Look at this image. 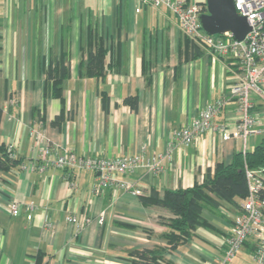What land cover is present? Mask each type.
Here are the masks:
<instances>
[{
	"label": "crops",
	"instance_id": "obj_1",
	"mask_svg": "<svg viewBox=\"0 0 264 264\" xmlns=\"http://www.w3.org/2000/svg\"><path fill=\"white\" fill-rule=\"evenodd\" d=\"M100 44L107 72L89 77L88 53ZM60 56L69 69L63 101L52 95L46 78L49 64ZM228 64L193 44L172 13L140 0H0V143L13 145L21 159L20 169L0 172V264H132L131 251L165 246L160 236L166 227L158 220L171 214L142 204L139 196L153 189L162 194L191 188L203 181L207 169L212 174L216 163H228L234 153L258 145L264 104L254 94L261 134L245 142L222 141L208 131L190 146H175L170 159L161 162V173L141 167L113 175L133 183L137 195L113 187L93 193L97 174L90 170H29L37 157L29 129L42 121L59 153L149 159L165 153L172 131L228 95ZM101 93L108 99L106 111ZM131 96H137L136 110L124 103ZM60 114L62 120L55 123ZM236 120L231 99L214 122ZM10 197L32 204L30 220L24 208L17 217L7 214ZM66 214L87 222L75 228ZM236 214L237 208L225 203L205 206L202 223L166 254L163 264H219ZM251 251L247 241L229 264H255Z\"/></svg>",
	"mask_w": 264,
	"mask_h": 264
},
{
	"label": "built area",
	"instance_id": "obj_2",
	"mask_svg": "<svg viewBox=\"0 0 264 264\" xmlns=\"http://www.w3.org/2000/svg\"><path fill=\"white\" fill-rule=\"evenodd\" d=\"M144 5L155 9L164 8L175 17L179 30L199 48L212 54L215 58L229 60L227 68L232 75V84L228 95L208 103L190 123L172 131L163 154L145 159L142 154L121 155L116 158L79 157L72 151L59 153L49 141L43 122L38 121L29 129L33 146L37 149L36 162L28 165L29 170L44 172L56 170H90L97 174L93 193L102 194L109 187L139 194L133 183L118 180L114 174L129 175L141 167H147L154 173H161V162L170 159L175 146H190L208 131L219 134L222 141L230 139L246 141L250 135L261 134L256 127L259 120L252 113L254 94L264 104V0H233L236 13L244 17L250 28L243 40L238 41L229 33L208 35L200 27L199 15L203 13L205 0H140ZM235 100L237 120L233 124L215 123L214 119L221 113L227 102ZM11 157L13 145H8ZM242 152H245L243 150ZM247 195L233 218L230 232L226 238V248L219 264H229L247 241L252 243L250 253L255 264H264V169L245 168ZM14 198L6 203V212L12 217L20 215L22 208L31 219L32 204L25 205ZM65 220L75 228L87 222L77 215L66 214ZM102 218L100 219V222ZM51 227L50 224H47Z\"/></svg>",
	"mask_w": 264,
	"mask_h": 264
},
{
	"label": "trees",
	"instance_id": "obj_3",
	"mask_svg": "<svg viewBox=\"0 0 264 264\" xmlns=\"http://www.w3.org/2000/svg\"><path fill=\"white\" fill-rule=\"evenodd\" d=\"M202 10L205 12L206 8L203 6ZM105 54L106 49L102 48L101 44L93 51H89L85 68L87 76L101 78L107 72L104 68ZM60 57L59 61L49 64L46 69V78L51 82L52 95L63 101L62 82L67 78L69 69L64 62V56ZM107 100V96L101 93V102L105 111ZM137 101V96L124 99V103L132 110L137 109ZM1 115L0 108V121ZM61 120L62 114L57 116L55 123ZM20 167L21 159L11 157L8 145L0 143V172L9 174ZM245 168L264 169V136L252 150L234 153L228 163H216L212 174L207 169L200 184L195 183L187 189L166 190L162 194L153 189L149 195L139 196L142 204L162 208L172 217L169 219L159 217L158 220L166 227L160 236L165 246L133 250L129 253L131 263L163 264L167 262L166 254L172 253L179 245L185 243L202 223L201 215L205 206L216 207L225 203L238 210L247 195ZM41 254H37V258H40Z\"/></svg>",
	"mask_w": 264,
	"mask_h": 264
},
{
	"label": "water",
	"instance_id": "obj_4",
	"mask_svg": "<svg viewBox=\"0 0 264 264\" xmlns=\"http://www.w3.org/2000/svg\"><path fill=\"white\" fill-rule=\"evenodd\" d=\"M206 11L199 15L201 29L208 35L229 33L241 41L250 28L244 17L239 16L233 0H205Z\"/></svg>",
	"mask_w": 264,
	"mask_h": 264
},
{
	"label": "rangeland",
	"instance_id": "obj_5",
	"mask_svg": "<svg viewBox=\"0 0 264 264\" xmlns=\"http://www.w3.org/2000/svg\"><path fill=\"white\" fill-rule=\"evenodd\" d=\"M259 139H261V138H259Z\"/></svg>",
	"mask_w": 264,
	"mask_h": 264
}]
</instances>
